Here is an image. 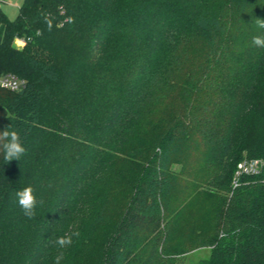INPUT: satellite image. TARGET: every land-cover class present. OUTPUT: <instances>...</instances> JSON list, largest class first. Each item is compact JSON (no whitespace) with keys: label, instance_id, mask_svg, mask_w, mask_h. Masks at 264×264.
Listing matches in <instances>:
<instances>
[{"label":"trees","instance_id":"16d2710c","mask_svg":"<svg viewBox=\"0 0 264 264\" xmlns=\"http://www.w3.org/2000/svg\"><path fill=\"white\" fill-rule=\"evenodd\" d=\"M264 0H24L0 12V264H264ZM16 37L25 41L14 45ZM176 166H179L177 168ZM49 182L52 187L49 188ZM43 200L28 219L16 191ZM78 233L79 235H75ZM73 243L60 249L58 237Z\"/></svg>","mask_w":264,"mask_h":264},{"label":"clouds","instance_id":"9594fccd","mask_svg":"<svg viewBox=\"0 0 264 264\" xmlns=\"http://www.w3.org/2000/svg\"><path fill=\"white\" fill-rule=\"evenodd\" d=\"M256 24L258 29L264 30V19H257ZM252 44L257 47L264 48V35L254 36ZM0 152L3 153L4 160L6 162L12 160H20L25 154L26 149L21 142V137L18 132L12 129L10 126L5 130L0 131ZM53 185L49 182L48 187L51 188ZM17 203L24 216L28 219H34L36 217V208L39 205H43V200L37 198L35 189L32 186L24 187L16 191ZM75 235H79L76 233ZM55 243L60 249L69 247L72 243L71 236L58 237ZM64 259V253L61 251L54 257V264H61Z\"/></svg>","mask_w":264,"mask_h":264},{"label":"built area","instance_id":"2783aa9c","mask_svg":"<svg viewBox=\"0 0 264 264\" xmlns=\"http://www.w3.org/2000/svg\"><path fill=\"white\" fill-rule=\"evenodd\" d=\"M25 84V80L18 75L8 72L0 74V89L11 91L20 90ZM264 167V160L260 158L243 159L237 164L233 177V186L239 184V180L243 175L258 174Z\"/></svg>","mask_w":264,"mask_h":264},{"label":"rangeland","instance_id":"374dc122","mask_svg":"<svg viewBox=\"0 0 264 264\" xmlns=\"http://www.w3.org/2000/svg\"><path fill=\"white\" fill-rule=\"evenodd\" d=\"M24 0H0V12H3L10 19H15L19 13V8L23 4ZM25 41L23 38L16 37L14 39V45L17 47H22ZM179 168V166H176ZM210 254L209 247L196 248L189 252L186 257L187 264H196L203 258H207Z\"/></svg>","mask_w":264,"mask_h":264}]
</instances>
